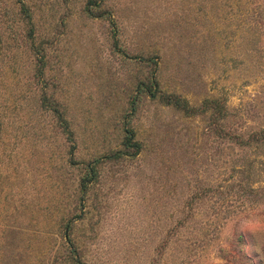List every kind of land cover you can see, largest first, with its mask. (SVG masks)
I'll return each instance as SVG.
<instances>
[{"label": "rangeland", "instance_id": "1", "mask_svg": "<svg viewBox=\"0 0 264 264\" xmlns=\"http://www.w3.org/2000/svg\"><path fill=\"white\" fill-rule=\"evenodd\" d=\"M262 127L264 0H0V264H264Z\"/></svg>", "mask_w": 264, "mask_h": 264}, {"label": "trees", "instance_id": "2", "mask_svg": "<svg viewBox=\"0 0 264 264\" xmlns=\"http://www.w3.org/2000/svg\"><path fill=\"white\" fill-rule=\"evenodd\" d=\"M22 9L27 13L28 15V10L25 6V3L22 2ZM145 89L148 91L149 95L151 97H160L162 98L165 102L173 104L176 108L184 110L185 113L187 114H195L199 108H196L195 106H192L187 100L184 98H181L180 96L174 95V94H168L164 93L159 90V85L158 81L156 78L152 81L150 86H145ZM213 108L212 116H214V119L218 122L220 117H224L225 113L227 112L224 110V107L217 102L215 99H207L203 103L202 108L200 111H204L207 109ZM64 123V122H63ZM220 123V122H219ZM217 123L216 125H218ZM70 137V136H69ZM72 139V138H70ZM245 143L247 145H253L254 143L257 144H264V127L255 130L254 132L248 134V137L244 138ZM124 145H125V150L123 151H118L115 156H121V155H128V156H135L137 155L142 148V144L135 139V132L132 128L127 127L125 130V140H124ZM100 160H96L94 163L99 162ZM94 167L92 166L90 170L88 171V175L86 178L83 179L81 182V191L84 190V188L87 185V182H89L93 175H94ZM76 261L77 264H82L80 258L76 256Z\"/></svg>", "mask_w": 264, "mask_h": 264}]
</instances>
